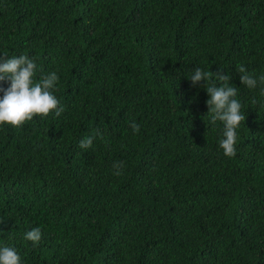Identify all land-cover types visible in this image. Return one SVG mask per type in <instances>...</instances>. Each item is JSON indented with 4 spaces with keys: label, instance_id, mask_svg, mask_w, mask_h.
Returning <instances> with one entry per match:
<instances>
[{
    "label": "trees",
    "instance_id": "1",
    "mask_svg": "<svg viewBox=\"0 0 264 264\" xmlns=\"http://www.w3.org/2000/svg\"><path fill=\"white\" fill-rule=\"evenodd\" d=\"M21 54L34 79L58 74L64 110L0 125V247L21 264H264V85L237 72L264 74V0H0V59ZM197 67L237 87L235 156Z\"/></svg>",
    "mask_w": 264,
    "mask_h": 264
},
{
    "label": "clouds",
    "instance_id": "2",
    "mask_svg": "<svg viewBox=\"0 0 264 264\" xmlns=\"http://www.w3.org/2000/svg\"><path fill=\"white\" fill-rule=\"evenodd\" d=\"M37 64L34 58L27 54L13 56L10 59H0V81L10 79V87L4 90V95L0 98V125L8 124L20 127L27 121H31L34 116H48L53 110L55 115L60 116L63 107H58L59 101L53 94L59 76L56 72L45 74L34 79ZM240 74L241 83L249 88L255 89L259 85H264V74L257 78L249 73L243 65L237 66ZM211 73L197 67L191 71L189 79L193 86L206 83L202 87L206 88L210 99L206 101L211 120L223 123V138L219 141V146L223 149L224 155L232 157L236 155L237 129L241 122L245 120V115L241 112V103L236 99L237 87L229 84L231 77L225 75L223 71L215 73L218 81L222 82L217 86H208L207 82ZM264 94V88H262ZM255 102V101H254ZM131 128L135 133H139L140 125L136 122L131 123ZM94 136L84 137L79 144L82 149H90L93 146ZM125 167L123 161L114 162V175H122L121 169ZM25 239L38 244L42 239V230L35 227L25 234ZM0 264H21V257L17 251L9 246L0 247Z\"/></svg>",
    "mask_w": 264,
    "mask_h": 264
}]
</instances>
